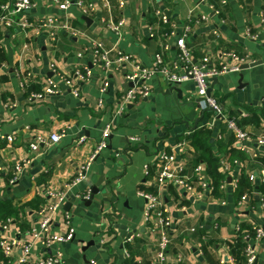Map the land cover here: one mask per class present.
<instances>
[{"label": "crops", "instance_id": "0c3cea01", "mask_svg": "<svg viewBox=\"0 0 264 264\" xmlns=\"http://www.w3.org/2000/svg\"><path fill=\"white\" fill-rule=\"evenodd\" d=\"M32 1L36 7L29 13L31 21L63 15L80 34L74 36L61 31L59 41L53 44L46 30L27 35L18 28L2 31L0 43L7 60L0 63V202L25 204L42 197L45 199L42 205H46L57 200L56 194L65 193V201L53 217L52 230L57 235L67 234L70 227L75 231V238L69 243L50 248L34 244L31 257L61 254L60 264H151L156 258V237L145 224L146 202L138 193L147 192L153 185L156 174L152 171H156L160 153L176 154L188 165L197 160L199 153L189 137L194 131L207 128L212 133L209 145L219 156L220 171L227 181L216 197L189 194L175 187L171 193L170 186L160 192L172 223L168 264H236L229 243L238 235V229L247 226L264 230L261 203L264 163L260 161L264 159V145L257 144L264 136V32L261 29L264 0H226L223 7L221 0H126L123 12L117 0H109L111 9L103 7L100 0H86L102 6L101 13L92 16H83L75 6L60 11L55 0ZM211 5L222 11L220 16L210 9ZM157 7L167 13L178 33L188 25L191 12L210 18L207 23L192 25L187 39L198 58L209 48L215 53L228 48L262 62L212 81V96L221 103L224 117L207 113L195 128L204 107V99L196 96L195 82L189 80L178 85L181 94L169 93L171 86L158 77L149 82L152 89L149 98L139 99L120 112L122 97L133 86L124 76L129 68L122 72L104 69L91 53L79 58L93 41H103L108 49L116 46L142 65L152 66L162 51L159 36L151 37L152 11ZM111 16L115 20L124 17L127 22L121 39L100 22L101 17ZM215 29L221 34L219 39L211 34ZM166 59L176 60L177 52L166 53ZM52 64L66 75L88 66L94 76L82 84L79 97L61 84L60 94L29 105L17 73L29 72L42 87L46 78L54 76ZM103 81L109 82L105 94L100 91ZM99 99L105 102L103 110L97 107ZM249 109H260L261 118L259 126H243L251 141L230 142L232 133L226 119L232 113L239 121L243 116L247 118ZM109 124L112 135L107 149L91 163L83 182L66 189L77 171L89 162ZM53 134L64 137L59 143L42 146L38 152L31 151L29 145L36 137L49 139ZM10 137L14 142L8 141ZM81 137L85 142L78 144ZM132 137L139 142H130ZM220 141L222 146H227L225 150L232 148L241 153V159L235 160L236 166L229 152L219 151ZM180 142L188 145L178 148ZM17 165L22 166L20 172ZM147 170L152 172L150 176L146 175ZM243 175L255 176L252 182L255 189L239 205L236 189ZM14 178L15 183L10 184ZM38 211L27 209L20 222L30 228L37 226ZM4 221L0 215V236L30 242L18 224L4 231ZM204 248L211 260L205 256ZM14 252L19 257L21 248ZM256 252L255 264H264V239L256 246ZM3 261L2 258L0 263Z\"/></svg>", "mask_w": 264, "mask_h": 264}, {"label": "built area", "instance_id": "2783aa9c", "mask_svg": "<svg viewBox=\"0 0 264 264\" xmlns=\"http://www.w3.org/2000/svg\"><path fill=\"white\" fill-rule=\"evenodd\" d=\"M103 7L111 9L109 0H100ZM182 1V0H180ZM58 9L60 11H67L70 7L75 6L83 16L98 15L101 13L102 6L86 0H55ZM118 8L121 12L126 8V0H117ZM226 0H221L220 4L225 6ZM36 7V4L32 0H9L5 4H0V26L3 30H10L14 28L20 29L26 35L28 32L34 31L39 33V30H46L50 34V39L53 44H57L59 41V32L68 31L70 34L77 36L80 34L78 29L72 28L69 18L63 15H50L44 18L31 21L29 13ZM210 9L215 15L220 16L221 10L219 8L210 6ZM152 18L154 24L151 27V37L159 36L162 51H160L156 57L154 64L150 67L142 65L133 55L125 53L119 50L116 46L108 49L103 41H93L90 48H86L84 52L79 54V58L83 57L86 53H91L94 56L96 63H100L104 69H111L117 71L129 70L125 73L127 81L133 84L122 97L120 103V112L125 110L126 107L139 99L149 98L152 94V89L149 82L158 77L159 79L168 83L171 87L178 86L189 80L195 82L197 86L196 96L204 99L203 110L212 108L217 111V117H224V109L221 103L212 95H207L212 81L215 78L222 77L231 73H238L241 71V67L255 63L250 55L242 53L234 49L222 48L223 50L213 52V49L204 51L203 56L198 58L195 54V50L187 42L189 33L192 29V25L199 26L201 24L210 21V18L206 15L195 16L194 12H191L188 18V25L183 29L181 33L176 31L175 25L171 21L170 17L162 8H155L152 11ZM100 22L110 33L116 35L119 39L122 38L124 31L126 30L127 22L124 17L119 20H115L112 16L108 19L100 18ZM163 27H169L171 30L163 29ZM261 29L264 32V9L261 14ZM212 36L219 39L221 36L218 29L212 31ZM249 35L250 31H249ZM177 52V59L167 60L166 53ZM215 54V55H214ZM53 71V77L46 78L42 85L40 92H31L27 96V103L34 105L37 102H41L47 97L58 95L61 92V84L72 92L75 97L80 96V90L82 84L91 81L94 76L93 69L88 66L73 70L69 75L63 74L57 70L56 65H51ZM17 77L20 82L21 89L24 91L28 84H37L38 82L33 78L29 72L17 73ZM55 77L57 79H55ZM109 82L103 81L102 88L100 89L102 94H105L108 90ZM97 107L100 110L105 108V102L102 99L97 101ZM226 124L228 130L232 133L237 143L245 141H251V136L239 125L238 119L227 118ZM112 135L111 124L107 125L102 134V140L92 153L89 162L82 166L78 171L70 184H66L65 188L76 186L83 182L87 177V172L102 151L107 149L108 140ZM63 134H53L49 139L43 137H36L35 140L30 143L29 147L32 152H38L42 146H51L59 143ZM9 142H14V138H8ZM85 138L81 137L78 144H83ZM130 142H139L136 137L130 138ZM257 144L264 145V136L257 140ZM188 145L187 142H180L178 148H185ZM158 165L154 172L155 177L153 179V185L150 187L155 188V193H148L140 191L138 194L146 202V211L144 214V220L146 226L150 229V233L156 237L155 242V254L156 258L151 264H168L169 262V247L172 243L171 240V219L167 216L166 205L161 198V191L168 187L174 186L177 189H183L189 194H206L209 197L212 196L213 186L211 177L207 173L206 165L199 163L191 173H188V163L181 159L176 154L160 153L157 157ZM27 165V163H24ZM18 172L22 170L21 165H17ZM152 170V169H151ZM147 170L146 175L152 174ZM250 179L253 182L254 175H250ZM16 178L10 181V184H14ZM262 182V194L261 203L264 215V170L261 173ZM224 183L220 186V188ZM213 197V196H212ZM66 198L65 193L56 194V201L51 204L42 205L38 211V217L40 222L37 226L31 228L25 235L28 236L30 242H24L17 238H11L9 236H0V253L4 258V261L0 264H60L62 261L61 254L51 255L41 258H32L33 245L41 243L44 247L50 248L54 244L69 243L75 238V231L72 227L67 234L57 235L52 230V222L54 215L61 209L62 204ZM85 198H88L86 196ZM247 197H243L241 205ZM67 223L69 224L70 216L67 214ZM14 225L12 219H7L3 222V230L8 231L9 228ZM254 235L243 234V240L246 242L245 247V264H255L257 261L256 246L264 239V230L262 228H254ZM240 228L238 229V232ZM103 243V242H102ZM21 248V255L15 257V250ZM226 264V263H222Z\"/></svg>", "mask_w": 264, "mask_h": 264}, {"label": "trees", "instance_id": "16d2710c", "mask_svg": "<svg viewBox=\"0 0 264 264\" xmlns=\"http://www.w3.org/2000/svg\"><path fill=\"white\" fill-rule=\"evenodd\" d=\"M7 0H0V4L7 3ZM222 12V11H221ZM154 23V21H153ZM3 28L0 26V41L3 36ZM7 60V56L5 54L4 48L2 44L0 43V63L5 62ZM42 90L41 85L37 84H28L26 90H24L26 97L31 92H40ZM250 112V118H245L246 116L241 117L242 120L239 121V125L243 128V126L248 124H254V125H260L261 118H260V109H254V110H248ZM233 117V113L230 116ZM237 119V118H235ZM211 130L207 128L199 129L197 131H194L193 134L189 137L191 139L192 144L194 145L197 154L198 159L194 160L190 165H188V173L190 174L193 168H195L199 163H203L206 165V170L208 175L211 177L212 180V186L214 188L212 196L216 197L218 196V192L220 189V186L223 184L224 181H227V178H225V175L220 171L221 165H220V158L219 156L215 155L211 146L209 145V141L211 140ZM234 136L231 135L230 142H233ZM222 141L219 142V145L221 148H219V151L221 153L226 154V152H229L230 154V160L235 164L236 159H241V153L238 152L235 149L230 148V150H225L224 148H227V146H222ZM263 160V161H262ZM261 162L264 163V159H260ZM170 192L174 193V186H170ZM255 189L250 176L243 175L241 180L239 181L236 189V197L238 202L242 200L243 197L249 196L251 192ZM149 191V192H148ZM147 192L148 193H155V188L151 187L149 188ZM146 192V191H145ZM45 202V199L42 197L36 198L35 200L29 202V203H16L13 204L10 201H1L0 202V215L3 216L4 220L12 219L15 224H18L21 228L22 233L29 232L31 230L30 226L22 224L20 222L21 216H23L24 212L27 209H30L31 211H38L41 207V205ZM247 230V234L253 236L254 231L252 228L249 229L247 226H242L240 231L238 232V235L233 239L232 243L230 244L231 252L233 255V260L236 264H245V247L246 242L243 240V236L240 235V232L243 230ZM205 256L207 259H210V253L207 251L206 248H204ZM0 257L2 260L3 256L0 254ZM4 259V258H3Z\"/></svg>", "mask_w": 264, "mask_h": 264}, {"label": "water", "instance_id": "95a60500", "mask_svg": "<svg viewBox=\"0 0 264 264\" xmlns=\"http://www.w3.org/2000/svg\"><path fill=\"white\" fill-rule=\"evenodd\" d=\"M84 20L85 21H89V19L86 18V17H84ZM260 64H262V62H255V63L249 64V65H244V66L241 67V70H246V69H249V68H253V67L258 66ZM217 81H218V78L213 79V82H217ZM173 91L181 94V91L177 88V86L171 87L169 93H171ZM212 92H213V89L210 87L209 90H208L207 95L210 97L212 95ZM207 113L208 114L217 115V111L212 109V108L204 109L201 118L196 121L195 128H197L199 122L203 120L205 114H207Z\"/></svg>", "mask_w": 264, "mask_h": 264}]
</instances>
